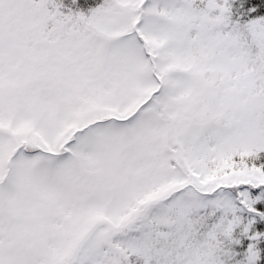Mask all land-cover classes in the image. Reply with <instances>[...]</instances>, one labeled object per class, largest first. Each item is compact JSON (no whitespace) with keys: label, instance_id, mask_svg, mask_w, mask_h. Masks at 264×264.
Returning <instances> with one entry per match:
<instances>
[{"label":"snow or ice","instance_id":"obj_1","mask_svg":"<svg viewBox=\"0 0 264 264\" xmlns=\"http://www.w3.org/2000/svg\"><path fill=\"white\" fill-rule=\"evenodd\" d=\"M0 264H264V0H0Z\"/></svg>","mask_w":264,"mask_h":264}]
</instances>
